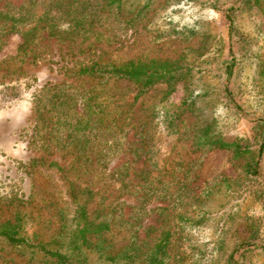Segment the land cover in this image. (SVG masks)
<instances>
[{
	"label": "rangeland",
	"instance_id": "1",
	"mask_svg": "<svg viewBox=\"0 0 264 264\" xmlns=\"http://www.w3.org/2000/svg\"><path fill=\"white\" fill-rule=\"evenodd\" d=\"M44 1L50 0H40L37 12L45 8ZM171 1L153 0L131 25L120 23L121 17L114 20L112 31L103 29L109 38L90 35L84 42L83 38L61 42L42 32L30 47L33 52L26 55L20 51L21 33H9L7 28L1 33L0 99L2 90L7 97L0 101V227L20 220L31 243H49L62 227L60 210L68 200V193L75 192L80 193L81 200L89 201L91 214L99 210H103L102 215L108 211L116 214L115 209L123 204L124 217H131L136 225L140 224L138 235L144 249L155 243L165 227L175 226L178 213L189 210L191 220L184 224V230L174 235L169 264H226L240 243L245 241L246 249L249 243L264 245L261 188L258 182L247 184L245 164L248 159H235L231 149L205 150L196 141L203 119L213 117L220 120L215 132L225 141L252 140L254 121L233 105L231 109L223 107L225 99L219 94L220 65L216 62L230 58L227 20L219 9L213 10L208 17H202L199 33H178L175 27L189 24L186 18L190 15L184 13L176 18L177 22L167 23L164 14ZM196 1L213 5L221 0ZM127 2L131 16L147 5L145 0ZM5 3L21 6L28 0H0V7ZM240 19L247 48L256 56L254 60L248 57L242 66L243 90L237 95L234 92L238 99L242 97L239 100L243 103L250 101L257 91L264 94V69L260 67L264 61V17L246 13ZM33 55L37 57L35 61L31 60ZM99 56L102 61L117 63L178 61L182 67L190 64L192 70L182 73L183 77L173 88L168 82L160 81L136 98L140 84L135 80L79 77L76 71L68 70L78 62ZM210 60L211 65H206ZM51 86L55 88L48 89ZM214 86L213 93L205 96ZM14 87L22 90L23 97L16 99ZM77 91L96 100V104L92 100L91 106L81 101L86 118L94 119L102 111V125L108 127L118 114H122V118L127 115L128 133L105 128V134L100 136L102 129L97 130L88 143L79 137L73 142L67 140L68 122H80L81 131L86 127L77 114V110L83 112L81 102H77L80 100ZM66 92H76V96L73 99ZM54 93L60 94L61 101ZM65 94L66 101L72 100V109L66 112V123L61 127L64 131L57 132L54 131L58 126L57 110L53 105L64 103ZM36 98L42 100L39 106ZM44 109L49 111L44 114ZM120 137L124 148L113 156V144ZM137 144L141 149H136ZM79 147L88 152L79 156L76 150ZM126 163L131 166L126 179L131 181L128 190L113 175ZM104 164L109 167L104 168ZM143 178L153 180L161 191V198L150 199L146 208L165 207L164 210H153L145 215L135 209L143 203L142 193L136 187ZM198 198L203 200L201 206L196 207L193 201H199ZM203 210H206L204 215ZM249 218H259L261 224L257 230L263 229L259 238H250L255 228ZM117 225L115 232H119L120 246L126 242L128 227L119 221ZM40 258V255L31 257L29 251L9 247L0 239V264H43L38 262ZM241 264H264V250L252 249L241 257Z\"/></svg>",
	"mask_w": 264,
	"mask_h": 264
},
{
	"label": "trees",
	"instance_id": "2",
	"mask_svg": "<svg viewBox=\"0 0 264 264\" xmlns=\"http://www.w3.org/2000/svg\"><path fill=\"white\" fill-rule=\"evenodd\" d=\"M127 1L128 0H50L44 1L45 8L38 12L36 9L40 5V0H28V3H24L21 6L5 3L0 7V35L6 28L9 33H21L22 44L20 46V51L24 55L32 51L30 47L36 43L42 32L47 34L46 37L56 38L61 42L67 39L75 41L78 38H83L82 42H84L85 37L87 38L90 35L109 38L110 35H105L103 29L112 31L111 23L114 20L118 21L120 17L122 20L119 22L125 23V26L133 24L141 15L142 10L148 9L153 2V0H145L147 1V5L133 12L131 16L132 12L127 11ZM171 2L170 5L168 3L169 6H166L164 14L165 20L168 21L167 23L171 24L170 22H177L176 18H179L180 15L184 13L190 15L186 18L189 24L181 23L175 27L178 33H199L201 31L200 27L202 21L204 20L202 17H208L213 10L216 11L219 9L227 20L228 35L230 38V58L222 62H216L220 65L218 67V75L220 78L219 94L225 99L222 102L223 107L228 109L234 107L241 112L243 116L254 121L252 140L238 139L233 142L225 141L221 135L215 132L220 120L218 122V119L213 117L212 119H203V128H201L202 131L196 135V141L197 145L205 150L216 147L231 149L234 152L235 159H248L249 162L245 164V174L248 177L247 184L259 183L258 187L261 188L259 191L260 203L264 209V173L262 172V163L264 159V94L263 91H257L250 101H244L243 103L240 102L242 97H239L240 100L236 97L238 91L240 94L243 90V82L241 81L243 71L241 68L248 61V57H250L251 60H254L256 57L250 54V50L247 48L248 41L247 38L244 37V33L241 32L243 25L240 17L246 13L263 15L264 17L263 0H221L219 3H214L213 5L203 2L199 3L201 1L197 3L196 0H172ZM213 50L215 49H211V51ZM219 50L220 47L217 48L216 52L218 53ZM36 58V55H33L31 60L35 61ZM211 62V60L206 61V65L209 63L211 65ZM187 66L188 67H182L178 61L168 62L159 60H150L147 62L130 60L117 63L111 60L102 61L101 56H99L98 59L92 58L89 61L78 62L70 66L68 70L76 71L79 77L114 78L115 81L135 80L140 84L139 94L136 96V98H138L160 81L168 82L173 88L175 82L183 77L182 73L184 74L185 71L192 70L190 64H187ZM260 67L264 69V61ZM54 88L55 87L51 86L48 89ZM14 89L17 91V95H15L16 99L23 97L24 94L22 90L16 89L15 87ZM215 89L216 86L204 95L206 96L209 93H213ZM1 94L2 97L0 101H3L7 96L4 90H2ZM77 94H79L78 91ZM68 95H71V98L74 99L76 92H72V94ZM79 96L80 100L77 99V102L84 101L86 106H91L90 104H93L92 100H95V98H89L85 93H80ZM54 97L58 100L61 99L59 93H54ZM105 98L109 99V96L106 95ZM67 99L65 94V97L62 99L64 103L58 102L53 105V108L57 110L56 117L58 118V126H56V130H54L55 127H53L54 131H64L61 127L66 123V112L72 109V100L66 101ZM41 102L42 100L36 98L37 106H39ZM192 102L195 103L194 99ZM79 105L82 106L83 112L77 110V114L78 117L85 121L84 126L86 127L85 129L83 128L84 131H81L78 129L80 122L76 124L71 121L68 122L66 125L70 128L67 134L70 135L66 136L67 140L72 139L73 142L74 139H77L75 137H79L78 139H84L83 142L88 143L97 130L102 129V131L99 130L100 136L105 134V128L109 131L113 130L115 133L119 130L126 133V128L129 126V116L125 115L122 118V114H118L117 117L111 120L108 127H105L102 125V115H104V112L101 111L100 113L102 114L94 119L91 117L86 118L84 114L85 106L82 105V102ZM231 105H233V107H231ZM48 111V109H44L42 112L45 114V112ZM89 121L92 122V125H89ZM89 128L90 131H87ZM126 138L127 136L124 137V139ZM121 140L122 137L114 144L112 143L114 145V150L111 151L113 156H117L122 152L119 151L120 148L122 150L124 145H122ZM107 142L109 141L106 140L105 143L108 144ZM136 149H141V145L137 144ZM76 150L79 156L88 152L86 150L84 151L83 147H79ZM101 152L103 151L101 150ZM103 167L108 168L109 165L104 164ZM130 169L131 166L129 163H126L113 173L115 180L120 181L126 190L129 189L131 182L126 181L127 177L130 175ZM147 179L148 178H143L142 182L140 181L136 185L137 191L142 193L141 199L143 203L136 206L135 209L142 211L145 215L153 210L165 209V207L146 208L153 198H155V200L161 198L159 187L154 185L153 180ZM79 194L75 192H73V194L68 193V200L65 201V206L60 210L62 227L57 232L53 241L49 243L42 241L31 243L29 237L22 229L20 220H17L16 223L7 222L2 225L0 227V239L7 243L9 247L29 251L31 257L40 255L41 258L38 262L43 264H169L172 258L171 247L174 241V235L184 230V224L188 220H191V213L189 210L181 211V213L177 214L178 218L175 220V226L173 228L165 227L155 243L151 247H148V249H144V243L140 240L138 235L140 224L138 223L139 225H136L131 217H124L123 204L115 209L117 210L116 214H112L108 211L102 215L103 210L97 211L96 214H91L88 210L89 201L87 199L81 200ZM202 200L203 199L196 202L193 201V204L196 205V207L201 206ZM118 212L120 215H118ZM204 214H206V210H203V215ZM249 220H251L255 228L250 238H256L257 236L259 238L258 234L263 231V229L262 231H260V229L257 230L259 224H261L259 218L254 220L249 218ZM118 221L120 224L122 223L128 227V235L124 238L126 242L120 246H118L119 240H117L119 238V232H115V228H119L117 225ZM35 238L37 239V236ZM121 239L123 240V237ZM252 244L255 243H249L248 249H246L247 244L245 241L237 245L231 252L226 264H241V257L251 252L252 249L264 250V245L259 247L256 244ZM242 248L243 251L240 253ZM239 253L240 255L237 257Z\"/></svg>",
	"mask_w": 264,
	"mask_h": 264
}]
</instances>
